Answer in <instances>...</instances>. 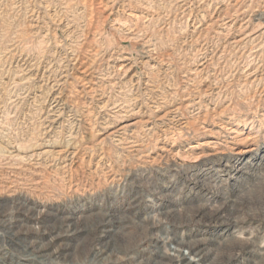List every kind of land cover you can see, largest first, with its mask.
<instances>
[{
	"label": "rangeland",
	"instance_id": "rangeland-1",
	"mask_svg": "<svg viewBox=\"0 0 264 264\" xmlns=\"http://www.w3.org/2000/svg\"><path fill=\"white\" fill-rule=\"evenodd\" d=\"M54 215L63 264H264V0H0V255Z\"/></svg>",
	"mask_w": 264,
	"mask_h": 264
},
{
	"label": "bare ground",
	"instance_id": "bare-ground-1",
	"mask_svg": "<svg viewBox=\"0 0 264 264\" xmlns=\"http://www.w3.org/2000/svg\"><path fill=\"white\" fill-rule=\"evenodd\" d=\"M225 204L226 205L224 206L217 207L207 216V218L220 219L227 217L228 215L229 221L235 220L236 218L234 215L238 209L233 205L231 206L227 203ZM28 211L33 217L31 220L38 221V219L43 217L40 216V214H36L37 217L35 216L34 218V212L27 209L26 212L28 213ZM195 214L198 216L197 220H201L206 213L202 210H197L195 211ZM164 216L167 215L164 214ZM114 217L113 213L103 215V220L97 223V230H94L98 238L108 239L110 235H113L116 232L115 228L111 229L107 226L112 224L114 227ZM52 218L53 221L47 225H44L42 222L40 224H35L36 226H34V232L29 235L30 237L28 236L29 238L27 237V234L25 235L24 242L19 243L21 245L20 252L22 253L20 258L14 259L11 257L8 258V260H5V256L0 255V264H63V262H65V256L69 254L65 251L67 249L66 247H69V242L64 241L66 239L65 236L73 234L76 231V228H74V220H72L73 218L71 217H60L54 215L51 219ZM226 224H228V222ZM228 225H231V223ZM176 235L177 234L175 232L171 235H166V237L165 235L163 236L167 242H171L173 244V247L170 250L171 252L166 253L160 250L156 254L154 253L148 257L147 260L143 261V264H238L233 261L234 257L232 255L229 256L228 259L220 261L218 259L220 252H216L214 256L203 254V251L205 250L203 246L186 239H176ZM224 241L226 240L224 239ZM103 244H100L102 246L95 247L92 254L93 258L91 257L92 259L85 264H109V261L113 260L111 256L113 251L107 245L105 246ZM223 246L227 247V244ZM222 247H217L216 251L220 250ZM258 249L262 250L263 248H260L259 246ZM182 250H186L192 258H194V260L186 257ZM248 251L251 253L253 252L252 249H249ZM244 259L248 261L250 260L252 264H263V258L253 259L244 257ZM87 260L88 258L85 259V262Z\"/></svg>",
	"mask_w": 264,
	"mask_h": 264
}]
</instances>
